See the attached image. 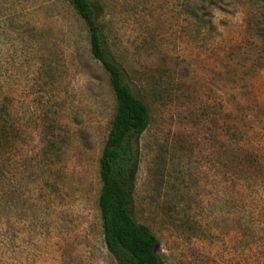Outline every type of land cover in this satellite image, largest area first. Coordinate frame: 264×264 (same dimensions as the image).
Wrapping results in <instances>:
<instances>
[{
	"label": "rangeland",
	"instance_id": "1",
	"mask_svg": "<svg viewBox=\"0 0 264 264\" xmlns=\"http://www.w3.org/2000/svg\"><path fill=\"white\" fill-rule=\"evenodd\" d=\"M150 111L134 218L163 264H264V0H97ZM71 0H0V264H119L99 209L116 114Z\"/></svg>",
	"mask_w": 264,
	"mask_h": 264
},
{
	"label": "trees",
	"instance_id": "2",
	"mask_svg": "<svg viewBox=\"0 0 264 264\" xmlns=\"http://www.w3.org/2000/svg\"><path fill=\"white\" fill-rule=\"evenodd\" d=\"M86 23L93 58L110 77L116 99V114L100 160L102 183L99 209L105 244L119 264H163L157 253L158 240L134 218V182L140 166V137L150 125L146 103L133 91L127 73L109 55L98 22L97 0H71ZM6 109H0V157L11 147Z\"/></svg>",
	"mask_w": 264,
	"mask_h": 264
}]
</instances>
